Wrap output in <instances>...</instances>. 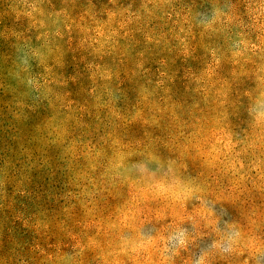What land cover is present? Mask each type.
I'll return each instance as SVG.
<instances>
[{
    "label": "rangeland",
    "instance_id": "obj_1",
    "mask_svg": "<svg viewBox=\"0 0 264 264\" xmlns=\"http://www.w3.org/2000/svg\"><path fill=\"white\" fill-rule=\"evenodd\" d=\"M0 264H264V0H0Z\"/></svg>",
    "mask_w": 264,
    "mask_h": 264
}]
</instances>
